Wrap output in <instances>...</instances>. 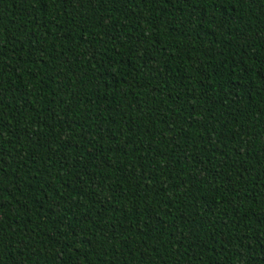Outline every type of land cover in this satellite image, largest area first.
Returning a JSON list of instances; mask_svg holds the SVG:
<instances>
[{
    "label": "trees",
    "instance_id": "trees-1",
    "mask_svg": "<svg viewBox=\"0 0 264 264\" xmlns=\"http://www.w3.org/2000/svg\"><path fill=\"white\" fill-rule=\"evenodd\" d=\"M0 264H264V0H0Z\"/></svg>",
    "mask_w": 264,
    "mask_h": 264
}]
</instances>
